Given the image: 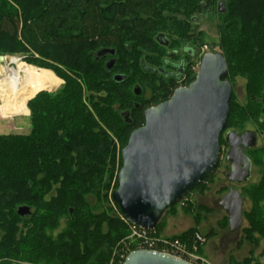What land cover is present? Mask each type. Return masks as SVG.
<instances>
[{"label": "trees", "instance_id": "16d2710c", "mask_svg": "<svg viewBox=\"0 0 264 264\" xmlns=\"http://www.w3.org/2000/svg\"><path fill=\"white\" fill-rule=\"evenodd\" d=\"M211 11L217 14L219 40L207 51L221 50L226 79L232 85L243 80L247 95L246 105L230 98L226 126L238 131L244 122H255L264 129V0H0V51L23 53L29 62L37 53L65 80L60 89H42L28 101V133L0 135V264H121L116 250L130 225L107 194L113 179L117 188L121 167L114 139L122 148L143 124L144 109L194 79L192 66L200 62L198 50L205 43L192 24ZM102 50L107 52L99 56ZM90 69L101 74L98 81ZM82 78H92L88 95ZM101 86L107 95L97 93ZM1 112L27 109L24 104L14 113L1 106ZM222 133L219 144L227 147ZM256 151L264 155V143L248 152L251 162ZM256 189L261 194L253 198L252 210L242 213L248 221L243 234L252 245L264 237V174ZM161 226L159 220V233ZM195 232L200 233L188 228L171 238L190 248ZM228 264L264 263L230 256Z\"/></svg>", "mask_w": 264, "mask_h": 264}, {"label": "water", "instance_id": "95a60500", "mask_svg": "<svg viewBox=\"0 0 264 264\" xmlns=\"http://www.w3.org/2000/svg\"><path fill=\"white\" fill-rule=\"evenodd\" d=\"M106 52L102 50L98 55ZM4 61L5 57L0 56V64ZM112 65L110 60L107 69ZM226 74L223 55L207 51L187 86L177 87L167 100L144 109L143 124L131 131L121 149L117 188L111 195L128 224L153 230L165 210L216 170L221 149L219 138L227 125L232 95ZM122 79V75H114V80ZM137 88L135 94H139ZM252 139V135L239 136L235 131L225 135L224 160L230 162L229 182L249 178L250 160L241 146L251 145ZM219 204L227 214L228 229L240 230L244 204L240 193L230 187ZM25 209L20 207L19 212ZM121 264L192 263L165 252L134 249Z\"/></svg>", "mask_w": 264, "mask_h": 264}, {"label": "rangeland", "instance_id": "374dc122", "mask_svg": "<svg viewBox=\"0 0 264 264\" xmlns=\"http://www.w3.org/2000/svg\"><path fill=\"white\" fill-rule=\"evenodd\" d=\"M192 29L195 32H202L203 34V45L209 46V43H217L218 38V31H217V14L215 12H204L201 13L198 19L192 24ZM202 45V46H203ZM201 46V47H202ZM200 47V49H201ZM200 49L198 52H200ZM215 52L221 53V50L216 46L214 48ZM1 53L4 52L5 54H0V56L5 57V61L0 64V67L7 63L9 64V58L15 57L19 60V62H24L30 69L36 70H46L51 75H53L55 82L54 85L50 88H43L49 91H56L60 89L64 83V78L56 72V70L47 64H50L47 60H40V56L37 53L32 52L33 59H36L40 62H35L33 59L32 61H27L25 58L26 55L20 52H6L4 49L1 48ZM45 62V63H44ZM39 63V64H37ZM46 64V65H42ZM40 68V69H38ZM61 73H64L66 76L73 79L72 76L69 75L68 68L60 67ZM94 73L93 81H98L101 78V74L97 71H93ZM72 73V72H71ZM91 79H81L80 84L82 86V92L85 95H88L87 90L89 89L90 85L88 84ZM140 83L139 81H136ZM243 80L236 79L234 84L232 85V95L234 100L238 103L243 104L242 92L243 88ZM152 87L150 83L145 89V92ZM42 90V89H41ZM40 91V90H39ZM38 92V91H37ZM36 92V93H37ZM105 92L104 95H107L106 92L109 90H105L104 86H101L97 93ZM36 93L32 94L28 97L21 105L17 107H9L14 113L20 107H25L27 112L24 114H16V115H7L4 116L1 112V101H0V135L6 134H26L29 132L31 128L30 124V117L31 111L27 105L28 101L33 99ZM83 99V98H82ZM154 106V105H152ZM7 106H5L6 108ZM90 104H88V108L90 110ZM85 107V109H88ZM94 115V114H93ZM96 122H98L97 117L94 116ZM255 125V122H251ZM243 126H245L243 124ZM257 127V126H256ZM231 129V127H227L224 129L222 133V137L224 133ZM259 129L263 136H264V129ZM240 131V130H238ZM122 132V131H121ZM125 135V134H124ZM129 136V135H128ZM263 136L258 141V148L262 147L264 143ZM124 136L122 135L120 139ZM128 140V138H127ZM126 140V143H127ZM115 141V152L117 159V155L121 152L120 148L121 141L118 139H114ZM220 159L216 170L210 175L211 177L203 183V186L197 187L193 189L187 195V199L184 200L183 204H177L172 209H167L161 216L160 220L162 221V231L161 234H165L163 231L165 228L170 230H174L175 233L179 234L182 231L187 230L188 228H196L200 231V233L204 236H207V239L204 243H202L201 253L204 255L210 262V264H228V258L232 256L236 262L241 261L245 257L251 258L253 261L264 263V237H258V245H252L248 243L245 239L243 234V228L248 225V221L245 218V215L242 214V223L241 229L235 232H232L228 229V221H227V214L226 212L217 205L218 200L222 195H224L228 191V180L223 175L225 171L228 170V164L225 162V153L227 150L226 145L222 142L220 145ZM252 155V174L246 181L242 182L241 184L234 185L235 189L242 195L244 198L243 204V212L248 213L252 210L254 206V199L256 198V193L261 194V191L256 189L253 190V187L257 183L260 182L263 174H264V155L260 151H256ZM114 179L112 180L111 185L108 188V198L111 200L110 195H112L111 191H114L116 188H113ZM113 201V200H112ZM257 203V202H256ZM242 212V213H243ZM167 236H171L165 234ZM10 264H31L29 262H17L11 261Z\"/></svg>", "mask_w": 264, "mask_h": 264}, {"label": "built area", "instance_id": "2783aa9c", "mask_svg": "<svg viewBox=\"0 0 264 264\" xmlns=\"http://www.w3.org/2000/svg\"><path fill=\"white\" fill-rule=\"evenodd\" d=\"M207 45H203L198 52V56L201 57L207 52ZM199 67V63L192 66V70L196 73ZM187 199V195L181 198L177 204H183ZM123 218V217H122ZM129 233L124 240L121 241L120 247L116 250L119 253L120 263L123 262L126 255L132 251L131 245H136L135 249H149L154 251L165 252L174 256L183 258L192 264H210L209 260L199 253V247L205 242V238L202 234L195 232L194 240L189 248L185 242L180 241L177 238H171L165 234H161L155 230H146L138 228L129 224ZM154 234L153 236L150 234ZM134 250V249H133Z\"/></svg>", "mask_w": 264, "mask_h": 264}, {"label": "bare ground", "instance_id": "6f19581e", "mask_svg": "<svg viewBox=\"0 0 264 264\" xmlns=\"http://www.w3.org/2000/svg\"><path fill=\"white\" fill-rule=\"evenodd\" d=\"M54 82L48 71L30 69L24 62L11 57L8 65L0 67L1 105L17 107L37 91L52 87Z\"/></svg>", "mask_w": 264, "mask_h": 264}, {"label": "flooded vegetation", "instance_id": "af4514ba", "mask_svg": "<svg viewBox=\"0 0 264 264\" xmlns=\"http://www.w3.org/2000/svg\"><path fill=\"white\" fill-rule=\"evenodd\" d=\"M262 97H263V94H262V96H261V98H260V102L261 103H263L262 102ZM242 98H243V104L242 105H246L247 104V95H246V93H245V91L243 90V92H242ZM245 112L246 113H248L247 112V107H245ZM245 113V114H246ZM244 125L245 126H243V128L242 129H240V131H235L236 132V134L237 135H239V136H242V135H245V134H249V135H252L253 136V139H252V144L251 145H249V146H241V149H242V151L245 153V155L247 156V158L249 159V154H248V152L249 151H251V150H253V149H255V148H258V141H259V139L263 136V134H262V132L259 130V129H257V127H256V124L254 125L253 123H251V122H244ZM230 131H233V130H227L225 133H224V137H225V135L228 133V132H230ZM250 160V159H249ZM226 162V161H225ZM227 164H228V170L227 171H225L224 172V176H225V178L227 179V180H229L228 178H229V172H230V162H226ZM252 166H253V164H252V162H251V160H250V175H249V177H251V174H252ZM229 182V181H228ZM242 182H239V183H237V182H229L227 185H228V190H229V188L230 187H232V188H234L235 189V186L234 185H238V184H241ZM223 196V195H222ZM221 196V197H222ZM221 197H220V199H221ZM220 199L218 200V202H217V205L219 206V207H221L220 206V204H219V201H220Z\"/></svg>", "mask_w": 264, "mask_h": 264}, {"label": "crops", "instance_id": "0c3cea01", "mask_svg": "<svg viewBox=\"0 0 264 264\" xmlns=\"http://www.w3.org/2000/svg\"><path fill=\"white\" fill-rule=\"evenodd\" d=\"M165 234H168V235H174V234H177V233H175V231L174 230H170V229H168V228H165V230L163 231Z\"/></svg>", "mask_w": 264, "mask_h": 264}]
</instances>
